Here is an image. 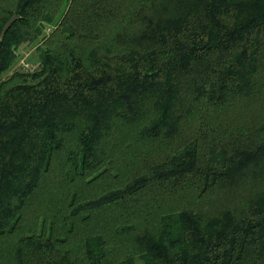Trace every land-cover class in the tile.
Returning <instances> with one entry per match:
<instances>
[{
	"label": "trees",
	"instance_id": "obj_1",
	"mask_svg": "<svg viewBox=\"0 0 264 264\" xmlns=\"http://www.w3.org/2000/svg\"><path fill=\"white\" fill-rule=\"evenodd\" d=\"M0 264H264V0H0Z\"/></svg>",
	"mask_w": 264,
	"mask_h": 264
},
{
	"label": "rangeland",
	"instance_id": "obj_2",
	"mask_svg": "<svg viewBox=\"0 0 264 264\" xmlns=\"http://www.w3.org/2000/svg\"><path fill=\"white\" fill-rule=\"evenodd\" d=\"M36 48L37 42L22 44L18 50L19 58L14 64V67L16 66L22 68L24 67V63H30V65L32 66L35 63L37 57ZM31 69L34 70L35 67L32 66Z\"/></svg>",
	"mask_w": 264,
	"mask_h": 264
},
{
	"label": "water",
	"instance_id": "obj_3",
	"mask_svg": "<svg viewBox=\"0 0 264 264\" xmlns=\"http://www.w3.org/2000/svg\"><path fill=\"white\" fill-rule=\"evenodd\" d=\"M18 19V15L15 14L13 15L8 21L7 23L5 24L4 28H3V31H2V34L1 36L4 37V35L6 34V32L8 31V29L11 27V25ZM64 30L65 32L67 33H73L71 27L69 25H66L64 27Z\"/></svg>",
	"mask_w": 264,
	"mask_h": 264
},
{
	"label": "built area",
	"instance_id": "obj_4",
	"mask_svg": "<svg viewBox=\"0 0 264 264\" xmlns=\"http://www.w3.org/2000/svg\"><path fill=\"white\" fill-rule=\"evenodd\" d=\"M32 66H34V65H32ZM32 66L30 65V63H24V67H22V69H24V70H29V69L32 70L31 69Z\"/></svg>",
	"mask_w": 264,
	"mask_h": 264
}]
</instances>
